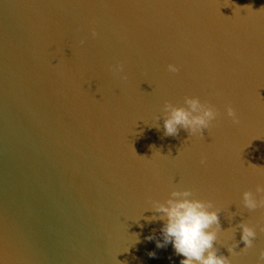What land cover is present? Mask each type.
<instances>
[{
  "label": "water",
  "instance_id": "1",
  "mask_svg": "<svg viewBox=\"0 0 264 264\" xmlns=\"http://www.w3.org/2000/svg\"><path fill=\"white\" fill-rule=\"evenodd\" d=\"M186 96L216 118L165 136ZM257 185L264 0H0V264H180L154 205L184 190L219 209L218 254L257 264Z\"/></svg>",
  "mask_w": 264,
  "mask_h": 264
},
{
  "label": "clouds",
  "instance_id": "2",
  "mask_svg": "<svg viewBox=\"0 0 264 264\" xmlns=\"http://www.w3.org/2000/svg\"><path fill=\"white\" fill-rule=\"evenodd\" d=\"M92 35H96L95 30L92 31ZM114 71L122 72L123 65H115ZM168 71L176 73L179 68L175 64H169ZM122 78L126 79V77ZM184 103L188 105L187 109L173 107L170 103H165V109L170 110L169 117L164 121L165 136H177L179 127L189 131L190 135L199 133L203 136V130L217 116L215 107L211 104H202L198 97L186 96ZM226 113L234 124L240 123L233 107L227 106ZM205 162L206 159L202 158L201 163L204 164ZM256 192L264 193V185H257ZM171 196L182 198L168 199L166 203L154 205V211L161 213L160 219L165 221L161 229L163 242L157 240V248L166 247L168 243H171L175 253L183 257L180 264H232L228 256L218 254V250L214 247L219 229V209L209 211L213 206L211 201L189 199L192 196L191 190L173 191ZM243 203L250 211L257 208L264 209V196L257 200L251 191H245ZM214 225L215 228H213ZM239 227L241 229V241L244 244L241 251H246L253 247L257 232L254 227L244 222H241ZM260 231L264 232V227H261ZM147 239L153 240L154 236L150 235ZM228 251L235 254L233 247H229ZM149 255L154 256L155 253H149ZM257 264H264V250L259 252Z\"/></svg>",
  "mask_w": 264,
  "mask_h": 264
}]
</instances>
